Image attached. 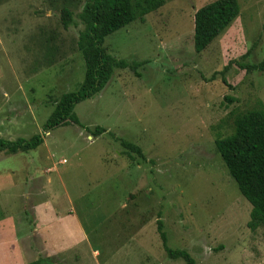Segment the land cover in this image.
I'll use <instances>...</instances> for the list:
<instances>
[{"label":"rangeland","instance_id":"obj_1","mask_svg":"<svg viewBox=\"0 0 264 264\" xmlns=\"http://www.w3.org/2000/svg\"><path fill=\"white\" fill-rule=\"evenodd\" d=\"M212 1L164 0L106 37L105 52L139 77L115 69L75 106L80 125L43 134L59 97L83 80L86 0H0V139L43 135L34 150L0 152V264H185L165 254L158 218L167 245L196 264H264V225L248 228L251 205L215 147L237 115L264 106V73L233 64L230 86L219 74L230 61L264 59V0H237L238 17L197 54L193 16ZM63 8L72 13L67 29ZM96 127L105 132L94 136ZM44 206L65 220L54 239L46 226L38 231Z\"/></svg>","mask_w":264,"mask_h":264},{"label":"trees","instance_id":"obj_2","mask_svg":"<svg viewBox=\"0 0 264 264\" xmlns=\"http://www.w3.org/2000/svg\"><path fill=\"white\" fill-rule=\"evenodd\" d=\"M86 0L79 14L84 25L77 40V49L84 62V75L79 88L74 92L62 94L51 114L42 127V133L63 126L66 123L80 125L74 114L76 105L93 98L100 93L111 80L115 69H128L139 77L134 65L125 60H117L108 55L104 48V39L112 33L123 29L129 24L156 11L164 4V0ZM239 15L237 0H215L195 11L193 16V48L195 53L204 51ZM63 28L72 23V13L63 8L60 12ZM248 52L241 56L245 59ZM235 65L240 70L264 73V59L257 63H245L238 60L230 61L219 74L224 84L230 86L224 74ZM216 75L210 77L214 80ZM228 102L233 100L224 98ZM96 127L94 136L104 133ZM43 143V135H33L29 139L17 138L10 141L0 139V152L7 154L24 153L34 150ZM129 158L133 154L145 161L141 149L133 144L120 141ZM215 147L228 176L236 184L239 193L251 205L249 222L250 230L264 225V106L237 115L234 119L233 133L225 138L217 139ZM156 231L161 240L162 248L169 259H182L185 264H196L185 250H174L167 245V235L163 223L158 218ZM30 264H39L34 261Z\"/></svg>","mask_w":264,"mask_h":264},{"label":"crops","instance_id":"obj_3","mask_svg":"<svg viewBox=\"0 0 264 264\" xmlns=\"http://www.w3.org/2000/svg\"><path fill=\"white\" fill-rule=\"evenodd\" d=\"M44 207L46 209V213L44 214V216L42 218H40V221L37 224L38 231H40L42 233L41 228L46 226V228L44 229L45 230V236L44 237H48L49 239H54L53 237H58V235L56 233L61 234V232H64L63 229L65 226H63V223L65 220L62 219L63 216H61V217L57 216L56 212H54L55 211L54 209L53 210H51L50 208L48 209V206H44ZM48 215H50V216L48 217ZM69 218H72V217H69ZM69 220H71V219H69Z\"/></svg>","mask_w":264,"mask_h":264}]
</instances>
